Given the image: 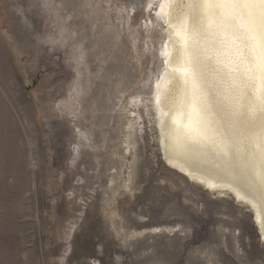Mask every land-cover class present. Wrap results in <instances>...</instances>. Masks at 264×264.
I'll use <instances>...</instances> for the list:
<instances>
[{
  "label": "rangeland",
  "instance_id": "rangeland-1",
  "mask_svg": "<svg viewBox=\"0 0 264 264\" xmlns=\"http://www.w3.org/2000/svg\"><path fill=\"white\" fill-rule=\"evenodd\" d=\"M148 1L0 0V264H264L250 208L163 160Z\"/></svg>",
  "mask_w": 264,
  "mask_h": 264
},
{
  "label": "bare ground",
  "instance_id": "bare-ground-1",
  "mask_svg": "<svg viewBox=\"0 0 264 264\" xmlns=\"http://www.w3.org/2000/svg\"><path fill=\"white\" fill-rule=\"evenodd\" d=\"M154 1L165 37L150 103L163 160L205 189L246 204L264 241V3L148 4ZM5 70L0 50V76ZM6 103L0 89V137L12 140L16 122Z\"/></svg>",
  "mask_w": 264,
  "mask_h": 264
},
{
  "label": "snow or ice",
  "instance_id": "snow-or-ice-1",
  "mask_svg": "<svg viewBox=\"0 0 264 264\" xmlns=\"http://www.w3.org/2000/svg\"><path fill=\"white\" fill-rule=\"evenodd\" d=\"M262 3H264V0H261Z\"/></svg>",
  "mask_w": 264,
  "mask_h": 264
}]
</instances>
